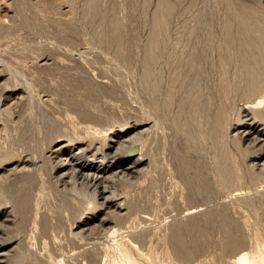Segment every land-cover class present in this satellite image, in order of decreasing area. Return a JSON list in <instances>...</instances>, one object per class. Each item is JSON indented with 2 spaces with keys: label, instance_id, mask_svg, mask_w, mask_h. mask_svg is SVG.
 Listing matches in <instances>:
<instances>
[{
  "label": "rangeland",
  "instance_id": "rangeland-1",
  "mask_svg": "<svg viewBox=\"0 0 264 264\" xmlns=\"http://www.w3.org/2000/svg\"><path fill=\"white\" fill-rule=\"evenodd\" d=\"M162 1L0 0V264H264V83L225 0Z\"/></svg>",
  "mask_w": 264,
  "mask_h": 264
},
{
  "label": "bare ground",
  "instance_id": "bare-ground-1",
  "mask_svg": "<svg viewBox=\"0 0 264 264\" xmlns=\"http://www.w3.org/2000/svg\"><path fill=\"white\" fill-rule=\"evenodd\" d=\"M230 10L229 18L226 22L227 36L231 35L233 30H238L240 36V57L238 58L241 63V74L244 79L236 83L234 89L236 92H241L244 95L250 96L256 92H260L262 84L264 83V46L263 44H257L253 39L254 34L257 32V24L254 27L252 18L258 21H264V12L258 6L246 7L240 5L233 0H225ZM170 9V3L167 0H163L161 3L160 15L164 16L166 11ZM227 13V12H226ZM256 16V17H255ZM260 37L261 43L264 42V32ZM263 51V54L257 55L256 52ZM192 63V62H191ZM223 63L227 67L229 58H223ZM150 60L147 61V73L150 70ZM257 93V94H258ZM171 98H169L170 101ZM171 102V101H170ZM198 109V100L196 98L190 99V115L186 121L185 126H189V135H196L197 126L200 123L198 115L196 114ZM220 121L223 119V109L219 113ZM189 122V123H188ZM196 128V129H195ZM228 163V162H227ZM225 170V171H224ZM221 176L230 182L231 174L227 171V166L221 167ZM232 181V180H231Z\"/></svg>",
  "mask_w": 264,
  "mask_h": 264
}]
</instances>
